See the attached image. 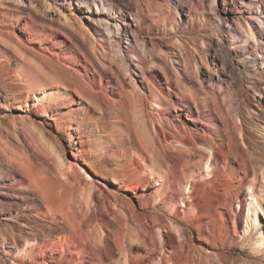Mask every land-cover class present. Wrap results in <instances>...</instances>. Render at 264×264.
Here are the masks:
<instances>
[{"label": "rangeland", "instance_id": "374dc122", "mask_svg": "<svg viewBox=\"0 0 264 264\" xmlns=\"http://www.w3.org/2000/svg\"><path fill=\"white\" fill-rule=\"evenodd\" d=\"M13 1L4 2L5 5L11 6ZM152 1L154 7L158 5L164 7V4H167L165 0ZM88 2L91 3L92 0ZM240 2L242 0L213 2L183 0L186 6L175 9L172 1L169 6L172 9H169V12L167 9L166 14L172 13L175 22L182 23L177 32L170 27L163 28V23L159 19L161 16L159 7L151 14L145 9L143 15L146 20L141 24L138 23L135 15L129 14L126 23H129L128 26L133 31L128 29L120 41L131 70L123 63L121 64L125 71L114 69L120 72L121 82H118L115 73L111 72V74L110 71H107L108 77L100 81L90 63L94 60L95 65L105 68L104 70L108 68L109 62L116 65L111 58L114 54L109 37L107 34L100 37L96 33L88 19L90 13L81 6L82 0H37L38 8L35 12L45 18L47 23H41V20L36 18L37 25L31 29L36 31L34 36L44 39L46 44L36 41L33 31L32 33L28 31L31 23L27 19L15 23L7 14V12L14 13L11 8L4 6L0 9V133L7 140L18 145L30 159L32 158L33 163H37H34L35 165L53 172L54 174H51L47 171L51 176L55 177L57 171L55 166L58 153L65 158L63 159L65 164L71 162L82 167L80 173H84V177L77 173L70 176L78 189L76 192L78 194L82 189L88 188L90 186L88 183L92 182L97 186L93 189L96 199L94 202L99 205L97 211L86 210L85 213L82 212L84 205L81 203V208L77 209L75 217L83 225L81 230L83 236L65 231L68 241L62 240L71 248L76 246L77 242L80 248H88L87 252L90 251L95 256L86 252V256L77 258L74 253H67L68 250L62 256L57 250L54 252L52 248L50 250L45 246L50 239H55V235L45 239L40 235L43 233L39 232L36 234L40 236L37 237V243L34 241L26 243L23 238L14 237V240L13 236L8 234L7 237L5 234L8 227L5 232V226L1 225L0 233L3 229L4 232L2 236L0 235V264H43V259L48 264H121L124 256L131 264H155L160 257L166 261L163 264H167V260L171 264H264V24L260 25L255 19L258 17L264 21V0L252 1L257 2L260 9L257 6L254 9H247ZM193 3L200 9L197 11L190 9ZM191 11L195 20L190 19ZM251 13L252 19L249 18ZM218 16L227 20V23L224 22L225 19L222 20L224 32L220 35L216 31L215 17ZM238 19L244 25L246 21L250 22L257 38L256 43L252 38L241 43L235 41L232 44L229 41L231 38L229 29L236 32L239 39L245 40L241 36L242 29L236 21ZM41 24H46V28ZM151 24L156 25L157 29L148 33ZM261 27L262 33H260ZM81 30L85 31L84 35ZM69 31L81 36L92 54H88L86 58L81 51L74 48L68 39ZM137 33L140 34L138 41L135 40ZM11 35L22 43L14 45ZM129 35L132 40L134 39L138 55L143 58L144 63L130 56L127 50ZM172 36L178 39H173ZM143 39L148 40V47L154 44L155 47L157 46L158 50L157 48L155 50L158 55L156 53L155 55L158 65L147 61L149 56L147 50L142 48ZM29 45L34 46L35 53L29 49ZM43 45L47 46L48 52L58 55L66 67L93 85L96 94L93 100H98L100 108L79 94L73 92L67 95L60 91L58 92L60 96L49 103L51 105L48 110L49 115H45L41 103L33 100L31 94L27 95L28 88L16 72L20 64L27 65L26 62L30 57L41 61V56L45 57L42 51ZM149 49L153 51L152 47ZM246 52L248 54H245ZM138 64H143L144 69L146 68V78L142 77L140 70L138 72ZM160 65L168 67L167 69L171 71L168 82ZM31 70L29 76L39 79ZM133 70L139 75L133 74ZM153 70H157L160 77L151 73ZM176 70L180 76L186 78L181 89L175 78ZM131 83H136L144 95V101L139 107L141 116L146 119L148 125L159 132L156 146L159 150L168 153L171 169L166 165L162 167L164 168L161 171L162 181L147 173L143 174L142 171L137 175L135 172L132 173L139 168V165L135 160L131 161L127 158L128 155L133 156L135 154L133 150L137 149L146 155V151L141 149V146H134V134L131 135L133 132L129 131L131 127L133 128L132 120L121 113L119 107L125 97L124 90H129ZM153 103L158 104L159 108H155ZM129 104L128 102V108L131 106ZM50 117H54V120ZM12 119L17 126L14 132L9 130ZM26 123L38 126L45 139L47 138L46 141L54 146L53 151L56 150L57 153L52 152V156L38 141H33L30 133L27 135ZM227 124L235 132L237 144V153L230 156L226 154L228 146L225 136L229 128ZM234 128L240 132L235 131ZM191 134L198 137V143L208 140L213 143L215 153L211 159L212 174L209 176L205 174L203 168L208 152L200 145H196L195 148L189 145L181 146L186 149L184 152L180 149L179 143L175 142L176 139L183 138L182 140L189 143L190 140L187 138ZM119 139L123 144L125 143L123 150L116 144L117 140L120 142ZM166 145L172 146L171 149L169 150ZM241 153L244 155V160L240 156ZM99 162L107 163V168L118 167L119 172H127L131 181L124 180L121 184L101 176L94 169ZM139 175L145 176L137 186L135 180ZM184 184L191 186V192L186 193L183 190ZM251 184L262 209L252 210L247 217ZM99 188L109 193V200H103L98 192ZM182 199L187 206L181 204ZM101 206L103 208H100ZM41 207L38 213L32 212L37 214V219L40 218L38 225L40 222L41 224L51 222L46 215L45 206ZM80 213H83L81 214L83 216L80 217ZM92 213L95 214L96 219ZM120 214L123 216H118ZM118 217L121 221L117 219ZM118 221L125 222L126 225L122 223L120 225ZM247 222L249 227L245 229ZM96 225L102 227L106 233H103L101 239L105 248L101 246V242L98 243L101 250L90 242L95 241L96 238H90L89 234L87 237L86 233ZM177 226L181 236L175 230ZM129 227L135 230L137 236L127 230ZM54 228L55 231L58 230L56 226ZM159 231L163 240L158 235ZM3 234L5 236L1 238ZM257 239H262L263 244L254 245Z\"/></svg>", "mask_w": 264, "mask_h": 264}, {"label": "bare ground", "instance_id": "6f19581e", "mask_svg": "<svg viewBox=\"0 0 264 264\" xmlns=\"http://www.w3.org/2000/svg\"><path fill=\"white\" fill-rule=\"evenodd\" d=\"M4 1L5 0H0V9H3L4 6L11 8L14 11L13 14H10L7 11L6 12L8 14V17H10V19H13L15 23H20L23 19H27V21H29L31 23V24H29V22H27V24H29L28 31H30L31 33L33 31V33H32L33 36L36 33V31L32 30L31 28L34 27V25H37L35 22L36 18H39L41 20V23H47L45 18L38 16V14H36V12H35V9L38 8L37 0H19V2H18V0H14L13 2H11V6L5 5ZM165 1L167 2V4H164L165 6L164 7L161 6V7H163V8H161V7H159V5L157 6V4H156L157 7H154L152 0H92L91 3L88 2V0H82L83 3L81 4V6L84 7L88 13H90L88 19H89V22H91V25H93V27L95 28L96 33L99 34L100 37L107 34V36L109 37L108 39L111 41L110 46L113 47L112 52L114 54V57H111V58L114 60V62H116L115 63L116 65H114L112 62H111L112 64L109 62L108 68L106 70H104L105 68L102 69L100 66L95 65L94 60L93 61L91 60V62H90L93 65V69L97 73L100 81L104 77H108V74H109L108 72L110 71V73L111 72H113V74L115 73V76L117 77L118 82H121L122 80L120 78L121 77L120 72H116L114 70L116 68V69H119V71H122V72L125 71L124 66L122 67L121 63H123V65H126L127 68L129 70H131L130 64L127 62V59H126L127 58L126 53L122 49V45H121V41H120L122 39V37L124 35H126V32H128V29H129V31L130 30L133 31V29L130 26H128L129 23L128 22L126 23V19H127V16L129 14L135 15V18L138 20V23L141 24L143 21L146 20V17L143 15L145 9L148 13L151 14V12H156L154 9H158V7H159V9H161V12H159V13H161L160 14L161 16H159L160 17L159 19L163 23L162 24L163 28L166 29V28L170 27L176 32H177L178 28L180 29V26L182 25V23L175 22L176 20H174L172 13L166 14V10L168 9V12H169V9H172L171 7H169L171 5L170 3H172V1H173L175 9L176 8L182 9L183 5L186 6V4L183 3V0H165ZM213 1H215V0H212V2ZM252 1H254V0H249V1L242 0V2H240V3L243 6H245L247 9H254L255 6H257V8H258L259 4L257 2L254 3ZM191 2H192V0H191ZM191 5H192V8H190V9H196V11H197V9H200L197 7V5L195 3H193ZM162 9H165V10H162ZM258 9H260V8H258ZM198 12H200V11H198ZM196 14L198 15V13H196ZM148 16H150V15L148 14ZM189 16H190L191 20H195V19H193L194 14L192 11L189 13ZM201 17H202V15H201ZM152 18L155 19V17H153V16H152ZM249 18L252 19V13L249 16ZM223 19H225L224 22L227 23L226 18H221L220 16L215 17V20L217 22L216 23V28H217L216 31L218 32V35H220V33L224 32L223 28H222V26H223L222 20ZM255 19H257V21L259 22L260 25L264 24V21L260 20L258 17H255ZM156 20H158V19H156ZM236 21H237L238 25L240 26V28L242 29L241 36H243V38H245V40H243L242 38L239 39V35L236 32H234L233 30L229 29V33L231 34V38L229 41L232 44L235 41L241 43L243 41H247L248 39L252 38L255 40V43H256L257 38L254 35V32L252 30V25L250 24V22L248 23L246 21L245 22L246 25H244L240 22L239 19ZM45 25L46 24H41L42 27L46 28ZM155 26L156 25L151 24L148 28L149 30L147 29L148 33L153 32V30L156 28ZM83 31L81 30L80 32L84 35L85 31L84 32ZM262 32H263V29L261 27L260 33H262ZM12 33H13V31H12ZM245 33L247 35H245ZM137 34L135 35L136 41H138V39L140 37V34H138V35ZM68 36H69L68 39L71 41V44L73 45V47L78 49L79 51H81L84 54V56H86V58L90 54H92L91 52L88 51V47L86 45V42L80 38L81 36L79 37L70 31L68 33ZM172 37H173V39H178L176 36H172ZM34 38L36 41H40L41 44H46V41H44V39H42L38 36H34ZM11 39H12L14 45H16V46H17V44L22 43L21 40L17 39L16 37H14L12 35H11ZM127 40H128L127 41V44H128L127 50L129 51L130 56L132 58H135L137 61L144 63L143 58L140 57V55H138L137 48L135 47V44L133 41L134 39L132 40V38H130V35H129V38H127ZM147 41H144V39H143V47H142L143 50L145 49V51L147 50L146 52H148L149 59H147V61L150 63H157L156 62L157 56L155 55V53H156L155 49L157 48V46L155 47L154 46L155 44L154 45L152 44L153 46H151V47H152L153 51H151L149 49L151 47H148ZM33 48H34L33 45H29V49H31L35 53V50ZM19 50L22 52L21 49H19ZM157 50H158V48H157ZM42 51L45 54V57L42 58V56H41V61H40V59L37 60L33 57H30V58L28 57L29 60H28V58L26 59V60H28L26 62L27 65H24V64L21 65L20 64V66L18 67L16 72L19 75V77L21 78V81L23 82V84L26 85L28 88V90L26 89L27 95L31 94L33 100L39 101L41 103V106L43 108L45 115H49L48 110L51 108V105L49 103L56 100V98L60 96L58 93L60 91L62 93L67 94V95H70L73 92L76 94H79L80 96L87 99L88 102L95 103L100 108V103L98 102V100H93L96 97V94H95L93 85L91 83L84 81L75 72L70 70V68L66 67L64 62L59 59L58 55L56 56V55L51 54V52H48L49 50H48L46 45L42 46ZM159 52H161V50H159ZM23 53H24V51H23ZM37 54H39V53H37ZM245 54H248V52H246ZM166 55H168V54H166ZM159 56H161V55H159ZM158 58H160V57H158ZM161 59H163V58H161ZM161 59H159V60H161ZM26 60H24V61H26ZM184 61L185 60H183V62ZM142 65L138 64L137 70H138V72L140 70L139 73H141L142 77L146 78V72H145L146 68L144 69V67ZM157 65H158V63H157ZM157 65H155V66H157ZM106 67H107V65H106ZM187 67H188V65H187ZM29 68L33 69V71L36 73L35 75H38L39 79H34V78H31V76H29V75H31V73L29 72L31 69L29 70ZM167 68L164 65L161 66V69H162L161 71L164 74L166 81L168 82L171 71H169ZM185 69H186V67L184 68V70ZM132 72L135 75H139L134 70ZM176 72H177V70H176ZM151 73H153L157 77H160V73L157 70H153ZM110 75H109V77H110ZM175 78H176V81L178 82V86L181 89L182 88L181 85L183 84L184 80H186V78L184 76H180V74L178 72L176 73ZM123 87H125V86L123 85ZM123 95L125 97H124V99L121 100L122 104L119 107L121 108V110H120L121 113L125 114V116L126 115L129 116L130 117L129 119L132 120L131 122L133 124V128L129 127L130 128L129 131L133 132L131 135L134 134L133 135V144H134V146H141L142 147L141 149L146 151L145 152L146 155H144L142 153L143 151L141 152L138 149L133 150L135 153L133 156L128 155L127 158L131 159V161L135 160L139 165V168L138 169L136 168L137 169L136 171H133V172L131 171V172L132 173L135 172L137 175V174L141 173L140 171H142L143 174L147 173L149 176L156 178L158 181H162L163 180V174L161 173V171H162V169H164L162 167L164 165H166L167 168L171 169V166L169 164V158L167 156L168 153L166 151L164 152L162 150H159L158 146H156L157 137L159 136L158 135L159 132L156 129H154L153 127H151L150 125H148L149 123L147 124L146 119L143 118V116H141V112H140L139 107L141 106V104L144 101L143 100L144 95L142 94L140 88L138 86H136V83L135 84L133 83L129 90H124ZM1 96H2V93H1ZM121 98H123V97H121ZM127 101L130 103L129 105H131L129 108L127 107V103H128ZM116 105H118V104H116ZM153 105L155 108H157V107L159 108L158 104L153 103ZM127 108L130 110L128 111ZM199 111H200V109H199ZM50 118L52 120H54V117H50ZM225 118H226V116H225ZM227 126L229 128L227 130V133L225 132L226 133L225 137L227 139V146H228V148L226 150V154L230 156V155H235L237 153L236 152V145L237 144H236L235 132L233 131V129H231L232 127H230L229 124H227ZM232 126H233V124H232ZM15 127H17L16 122L13 120L11 122L9 130L14 132ZM237 127H238V125H237ZM26 128H27L26 130L28 131L27 135H29V133H30V135H31L30 138L33 141H38L42 146H44L51 153V155H52V152L53 153L56 152V150H55V152L53 151V149H55V148H53L54 146H51L52 144H49L48 141H46L47 138L45 139L42 130L38 126L26 123ZM235 128H234V130H235ZM12 132H9V133H12ZM238 132H240V131H238ZM12 135H13V133H12ZM186 135L188 137V133H186ZM189 136H190L189 138H187L185 136L187 139L190 140L189 143H186L184 140H182L183 138L181 140L176 139L175 142L179 143L180 149H183V148H181V146L187 147L188 145L190 147L192 146V148H195L196 145H200V147L204 148L208 152V158L203 163V168H204L205 174L207 176H209L210 174H212L211 172H212L213 166H212V160L211 159L214 157V153H215L214 152L215 149L213 150V143H212V141H209L208 139H207L208 141H206V142L202 141L201 143L200 142L198 143L197 142L198 137H196L194 134H191ZM218 139H222V138L218 137ZM122 140H123V138H122ZM122 140H120L121 143L118 140L116 141L117 142L116 144H118L120 146L121 150H123L125 147L124 146L125 143L123 144ZM15 142H16V140H15ZM29 142H31V140ZM138 143H139V145H138ZM161 145H163V144H161ZM166 146H167V148H169V150L172 147V146L170 147V145H166ZM174 146H176V145L174 144ZM177 150H179V149H177ZM185 150L186 149H183L184 152H185ZM180 151H182V150H180ZM185 154H188V153H185ZM56 155L57 156H56V166L55 167L57 168V171L55 172V177H54V175L51 176V174L53 172L51 173L50 171L46 170V168H44V166H42L44 168V170H43L41 167H39L40 165H35L37 163L34 162L35 163L34 164L32 162L33 160L31 161L32 158L30 159L28 157V155H26V153L23 152L22 149L18 147V145L16 146V144L7 140L0 133V157H2L0 159V226L1 225L5 226V228L8 227V230H7V228L5 230L3 229L5 232L7 230L6 234L4 233L6 236H7V234L10 236H13V238L9 236L12 239H14V237H15V239L16 238H23L26 243H28L29 241H34V243H37V239H38L37 237H40V236H37L36 234L39 232L43 233L40 235H43L45 239H49V237L51 235H55V239H52V240L50 239L49 243H47V245H45V246H47V248H50V250L53 249L54 252H55V250H57L62 256L65 254L66 250H68L67 253H74L77 256V258L83 257L85 255V253L87 252L88 248H86V249L80 248V246L77 245V242L75 244L76 246H73L74 249H72L73 247L71 248L70 245H66L64 242H67L68 240L66 238L65 231H68V232L72 231V232L76 233L77 235H80V236L82 235L81 230H83L82 229L83 225H81L80 220L79 221L77 220V218L75 217V213H77L76 211L78 208H81V203L84 205V207H82L84 209L82 212L85 211V213H86L87 212L86 210H88V212H89V210L91 212H94V210L97 211V208H99L98 207L99 205L94 202V200L96 201V199H94L95 191L93 190L96 185H94L92 182H90V183H88V184H90V186L88 188L82 189L77 194L76 191L78 189L76 188V184L73 183V181L71 180L70 176L73 173L81 174L80 171H81L82 167L77 166L76 163H71V162H68V164H65V162L63 160L65 158H63V155L61 156L60 153H58ZM240 156L244 160V155H242V153L240 154ZM245 162L246 161H244V163ZM106 164L104 162H101V163L99 162L95 165V168L92 165L93 166L92 168H94L96 172L101 174V176L109 178L110 180H112V182L121 183V182H124V180L131 181L130 176L127 174V172H124V171H123L124 173L119 172V169L117 166H116L117 168H107ZM121 167H123V166H121ZM124 170H126V169H124ZM47 171L50 172L51 174H48ZM17 172H19V174H17ZM84 175H85L84 173L81 174V176H83V177H84ZM144 176L139 175V176H137V180L134 179L137 186L140 183V180ZM166 178H167V176H166ZM121 184H123V183H121ZM182 188L186 193L191 192V186H187L186 184H184V185H182ZM99 189H100V191H98V192H100V195H102L103 200L104 199L109 200L110 199V198H108L110 196V195H108L109 193L104 192L103 190H101V188H99ZM249 190H250V192H249L250 200H249L248 206H247V213H246L247 217H249L252 210L256 211L257 209H262L260 206V203L258 201V196H256V194L253 192L252 184L249 186ZM96 194H99V193H96ZM98 197H99V195H98ZM98 197H96V198L100 199ZM188 197H189V195H188ZM159 199H160V197H159ZM102 202L104 203V201H102ZM115 203H116V201L114 202V204ZM181 204L183 206H187L184 203L183 199L181 200ZM42 205H43V207L45 206L44 208H46V213H47L46 215L49 216V218L51 219V222L46 220L48 223L41 224L42 222H40V225H38L37 223H38L40 218L38 217L39 219H37V216H36L37 214H32V212L34 211L35 213H38V211H39L38 209ZM102 206H104V205H102ZM102 206L100 208H103ZM105 206H107V205H105ZM44 208H43V211H45ZM98 210H100V209H98ZM40 211H42V210H40ZM43 211H42V213H43ZM78 211H80V209ZM105 211H106V208H105ZM44 214H45V212H44ZM44 214H42V215H44ZM81 214H83V213H80V217L83 216ZM92 215L94 217L95 214L92 213ZM118 216H123V215L120 214ZM119 218L120 217H118L117 219H119ZM123 219H125V217ZM59 222H61V223H59ZM84 222H85V220H84ZM50 223L53 224L54 226H56L58 230L55 231L56 228H54V226H52ZM121 223H119V221H118V224L121 225ZM122 224H125V222ZM91 225L93 226L92 222H91ZM104 226H106V224H104ZM248 227H249V223L247 222L245 229H247ZM90 228H91V226L89 227V229ZM0 230H1V228H0ZM3 230H2V233L4 232ZM87 230H88V228H87ZM127 230H130L129 232H132L135 236H137L134 229L129 227ZM175 230L178 232L179 236H181V233L179 232L178 226L175 227ZM2 233H0V235ZM86 233H87V237L89 234L90 238L94 237L92 239H95V238L97 239V240L95 239V241L91 240L90 242H92L95 246H97V248L100 249L98 243H100L101 239L103 238V233H105L104 229L102 227L96 225V227L94 229L92 228V229H90V231L88 230ZM4 234H3V237H1V238H4V236H5ZM90 235H92V236H90ZM158 235H159L160 239L163 240V236H162L160 231L158 232ZM67 237H68V235H67ZM85 239H87V238H85ZM103 243L104 242H101V246ZM261 244H263L262 239H257L254 242V245H256V246H260ZM89 245H91V244H89ZM81 247H82V245H81ZM90 248H91V246H90ZM103 248H105V246ZM88 252L90 253V255L95 256L94 254H91L90 251H88ZM51 253H52V251H51ZM105 254H107V252H105ZM105 254H104V256H105ZM163 254H164V252H163ZM108 255H110V254H108ZM106 257H108V256H106ZM79 259L81 260V258H79ZM42 262H43V264H48L45 259H43ZM163 262L166 263L165 259L160 257L158 260L155 261V264H163ZM167 262H168L167 264H171L169 262V260H167ZM121 264H131V263L128 262L126 260V257L124 256L123 259H121Z\"/></svg>", "mask_w": 264, "mask_h": 264}, {"label": "snow or ice", "instance_id": "6c2138e0", "mask_svg": "<svg viewBox=\"0 0 264 264\" xmlns=\"http://www.w3.org/2000/svg\"><path fill=\"white\" fill-rule=\"evenodd\" d=\"M18 2H19V0H18Z\"/></svg>", "mask_w": 264, "mask_h": 264}]
</instances>
